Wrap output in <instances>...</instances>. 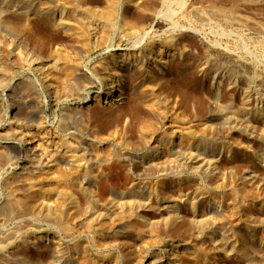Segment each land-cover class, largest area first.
Instances as JSON below:
<instances>
[{
    "label": "bare ground",
    "instance_id": "obj_1",
    "mask_svg": "<svg viewBox=\"0 0 264 264\" xmlns=\"http://www.w3.org/2000/svg\"><path fill=\"white\" fill-rule=\"evenodd\" d=\"M177 1L182 7L186 5L185 0ZM86 4L87 0H0V10L2 7H7L8 10H15L14 12L24 19H46L54 29L72 35L75 39L74 45L80 46V41L84 36L81 32L84 30H82L83 27L82 31L80 30L83 22L80 25L79 21L91 19L90 21L94 23L106 17L98 14L95 6ZM115 5L116 3L111 1V6ZM212 6L215 7L217 13L226 14L225 9ZM227 16L233 17L231 13ZM106 19L107 23L113 21L112 16L109 15ZM108 24L105 25L107 28L110 26ZM130 31L132 32L131 29ZM17 35L16 47H20L25 43V38L22 34ZM85 56L87 53H83V57ZM26 57L23 53L18 55L22 63L28 61V66L36 70L44 82L50 85L52 79H59L58 75L51 74L47 70L50 67L54 70L59 69L58 63L55 62L57 67L54 64L47 67L44 63L42 64L40 57L36 59ZM148 57L146 51L132 57H114L113 55L111 61L107 62L112 69L104 74V88L91 95L92 97L88 95L85 100L87 103L103 102L114 107L122 100L125 101L129 93L134 94L136 100L131 104L129 111L120 113L116 125L112 126L114 134L108 132L103 136V141L114 147L111 152L112 157L108 152H100L97 149L100 147L97 144L98 139L88 134L77 147L64 140L62 142L44 140V134L40 137L42 139L37 140L38 143L33 145L27 135L26 127L39 128L38 124L32 121L28 123L18 118L15 120L17 111L11 110L14 119L10 117L12 120L7 121V125L3 127L4 131L0 133L5 146L3 156L6 160L15 158L14 162L19 165L23 173L28 175L32 183H37L30 185L33 195L30 193L28 200L27 198L26 201L23 200V206L28 211L30 210L29 212L32 211L31 213L42 214L41 211H45L44 216L49 220V224L59 228L60 232L67 237V240L52 237L40 245V247L44 246L43 249L46 248L48 252L47 260H45L47 257L42 259L40 255L36 258H29L23 252L11 254V258L18 264H90L93 261L95 264H146V262L147 264L148 262L150 264H180L181 260H178L177 255L189 246H193L194 238L202 242L197 254L201 257L216 258L219 261L218 264L224 263V256L231 255L238 256L240 264H264V218L260 216L264 213V200L261 199L262 193L259 194L263 181L260 170L264 168L263 76L255 71L246 74L234 69L235 67L218 71L212 60L210 63L209 61L202 62L198 69L204 73L210 83L213 98L209 115L201 120L199 118L187 119L190 123L199 124L197 126L190 123L188 125L186 119L181 120L174 117L171 120L172 123L169 122L171 125L174 123L171 129H175L171 131L172 135H169L171 139H167L161 135L158 125L168 118L166 119V115H163L164 112L154 107L155 104H151L153 116L150 118L135 113L136 106L142 103V99L136 96L137 80L131 76V72L135 69L141 70L144 78H150L155 72L146 68ZM168 58L163 57L161 71L155 74L158 80L168 74ZM79 64L80 61L76 64L67 59L60 65V69L66 66V72L69 71L67 77L75 81L76 78L81 80L85 75V70ZM157 64L156 62L154 68ZM4 67V60L0 57V90L5 92L8 89L7 83L11 74ZM75 81L72 86L80 94L86 95L82 91V81L78 83ZM230 89L235 90V95L221 102L223 90ZM147 96L148 99L154 96L152 98L154 99L157 96L161 97L162 92L153 87L147 92ZM235 102L238 103L239 108L233 107ZM6 116L9 117V114L0 115V119ZM36 118L33 117L32 120L36 121ZM233 132L243 135L246 138L245 141L232 139L230 135ZM70 134L75 136L74 132ZM223 134L228 139L227 143L220 146L211 144L210 141L221 138ZM149 136L153 139L150 144ZM176 137L182 140L177 142ZM234 148L242 151L240 157L236 156L244 163L239 170L234 165L224 164L222 161L224 157L233 156ZM112 158L131 160L137 181L125 188L106 185V195H103L99 186L101 180L99 177L103 172L102 166ZM230 177L229 180L233 179L234 182H238V186H234L233 182L230 183L228 180ZM62 184L77 188L76 190L80 191L83 199H79L75 193L76 190L66 188L63 189L64 192L60 191V194L57 192L60 198L56 202L53 201L50 196L53 186L58 189L63 187ZM44 185L48 187L45 188ZM31 189L30 192H32ZM13 190L8 191L9 201L2 204L0 209L4 216H11V218L15 212L13 196L16 191ZM221 190H225L230 198L238 202L248 201L246 204L251 205L249 210L254 204L260 203V208L255 212L258 215H254L247 226L240 229L237 226H231L226 219L214 220L213 217L218 216L217 206L212 202L202 204V199L209 197L212 192ZM78 218L84 220L85 228L93 232V235L110 237L113 232L137 231L142 234L149 230V235H142V241L163 240L165 247L161 249V253L146 255L143 253L140 256L130 248L125 251H116L115 248L105 249L103 244L93 239L89 245L82 246L79 252L76 250V255H73L71 247L78 243L73 242L74 245L70 246V241L76 239L79 233L73 227L72 221ZM235 235H239L240 240L233 241L232 237ZM41 239L44 240L42 236H37L29 245L38 249L37 244ZM22 242L26 246L27 241L22 239ZM5 248L8 247L0 243V259L6 256L8 249ZM200 255L196 256L200 257Z\"/></svg>",
    "mask_w": 264,
    "mask_h": 264
},
{
    "label": "rangeland",
    "instance_id": "obj_2",
    "mask_svg": "<svg viewBox=\"0 0 264 264\" xmlns=\"http://www.w3.org/2000/svg\"><path fill=\"white\" fill-rule=\"evenodd\" d=\"M111 1H114L116 5L111 6ZM90 4L95 6L102 17L112 16L113 21H111L112 24L110 21L108 24L106 17L103 20H95L94 23L90 21L91 19H81L79 24L81 25L82 22L84 24L82 23L80 30L83 27L82 30L85 31L81 30V33H84V39L82 37L81 41L79 40L82 46H75V39L72 35L54 29L46 19H24L13 9L1 8L0 17L3 19L0 18V57L4 60V69L10 72L11 77L7 83L8 89L5 92L0 90V115L9 114V117L0 119L2 122H0V133L4 131L3 127L7 125V121L12 120L10 117L14 119L11 111L14 109L17 111L15 120L18 118L28 123L32 121L38 124L39 128L26 127L27 135L33 145L37 144V140L42 139L40 137L44 134V140L60 142L64 140L77 147L88 134L102 141L97 140L100 146L97 149L100 152H108L112 157L111 152L114 147L107 145L103 141V136L108 132L114 134L112 126L116 125L120 113L129 111L131 104L136 100L134 94L129 93L126 102L122 100L114 107L106 103L105 106L103 102L87 103L85 100L88 95L91 96L104 88V74L112 69L107 62L111 61L113 55L114 57H132L144 51L148 53L146 68L155 73H152L150 78H144L141 70L135 69L131 72V76L137 80L136 96L142 99V103L136 106L135 113L150 118L153 116L151 104H155L154 107L164 112L163 115H166V119L168 118L161 125L156 123L160 126L161 135L167 139H171L169 135H172L171 131L175 129H171L174 124L171 125V120L174 117L181 120H190L189 118L201 120L209 115L213 98L210 83L204 73L198 69L202 62L209 61L210 63L212 60L218 71L235 67L234 69L246 74L252 71L259 72L264 79V0H185L184 7L179 5L177 0L176 2L174 0H87L86 5L90 6ZM212 5L225 9L226 14L217 13ZM229 13L233 15L232 18L227 16ZM106 23L110 25L108 28L105 26ZM103 25L107 30L103 28ZM102 32L106 35H102L105 34ZM17 34H22L25 38V43L20 47H16ZM26 43L28 45L25 46ZM85 52L87 56L83 57ZM21 53L28 58L40 57L42 64L44 63L47 67L53 64L56 66L58 63L59 69L54 70L50 67L47 70L51 74L58 75L59 79H52L50 85L44 82L36 73L37 71L28 66L27 60L22 63L18 59ZM28 53L31 54L30 57ZM163 57L169 59L168 74L158 80L155 74L161 71ZM67 59L76 64L80 61L79 65L85 70V75L81 80L76 78L75 81L67 77L69 71L66 72V66L60 69V65ZM156 62L158 64L154 68ZM13 80L16 82L13 83ZM74 81L75 83L82 81L84 85H82V91L86 95L76 91L77 89L73 87ZM153 87L160 90L162 96L152 99L153 96L148 99L147 92ZM234 92V89L223 90L221 102L234 96ZM233 107L239 108L238 103L235 102ZM33 117H37V120L33 121ZM189 123L188 121V125ZM190 124L199 125L194 122ZM71 132H74L75 136H71ZM230 137L240 142L246 139L238 132L231 133ZM148 138L150 144L153 139L150 136ZM176 138L177 142L182 140L179 137ZM221 138L210 142L214 146L228 142L224 134ZM241 153L239 148H234L233 156L224 157L222 161L224 164L234 165L239 170L244 165L243 160L239 158ZM4 154V141L0 137V209L2 204L9 201L8 191L14 188L19 189L13 190L16 191L13 196L14 216L12 218L4 216L0 211V243L8 247L5 248L8 251L6 250L5 258L0 259V264H18L11 258L16 252H23L29 258H36L40 255V258L47 257L45 259L47 260L48 252L46 248L43 249L44 246L40 247V245L52 237L64 240H67V237L60 232L59 228L49 224V220L44 216L45 211H41L42 215L39 212L31 213L32 211L25 209L23 203L26 198L28 200L30 193L33 195L30 185H34L35 182L32 183L28 175L23 173L19 165L14 162L15 158L6 160ZM109 162L102 166L103 172L99 177L101 178L99 186L103 195H106V185L125 188L137 181L131 160L112 158ZM260 172L263 175V181L259 194L262 193L261 196H264V168H261ZM229 181L233 182L234 186H238V182L235 181L236 184L233 179ZM62 186V189L60 187L56 189L53 186L54 193L51 189L53 195L50 194V196L53 201L56 202L60 198L57 192L60 194V191L64 192L63 189L66 188H72L74 191L77 189L72 185L69 187V184H66V187L64 184ZM76 191V195L82 200L80 191ZM222 191L212 192L209 197L202 199V204L212 202L217 206L218 216L213 217L214 220L226 219L231 226H237L238 229L246 227L252 217L258 215L255 212L260 208V203L254 204L249 210L251 205L246 204L248 201L238 202L230 198L225 190ZM263 196L262 200H264ZM260 216L264 218V213ZM83 221L80 218L72 221L73 227L79 233L76 239L70 241V246L74 245L73 242L78 243L71 247L73 255H76L82 246L89 245L93 239L103 244L105 249L115 248L116 251H125L130 248L140 256L143 253L144 255L161 253V249L165 247L163 240L148 241L149 243L142 241V235H149V230L142 234L135 231L113 232V236L111 234L110 237L99 236V234L95 236L93 232L87 231ZM36 235L44 238L37 244L38 249L29 245L34 238L36 239ZM232 238L233 241L240 240L239 235ZM22 239L27 241L26 246L23 245ZM192 242H194L193 246H189L177 255L178 260H181L180 264H218L219 261L216 258L208 256H202L204 257L202 258L200 254H197L199 246H202L200 239L194 238ZM180 255L181 258H179ZM93 262L90 264H95ZM223 262V264H240L239 257L236 255L224 256Z\"/></svg>",
    "mask_w": 264,
    "mask_h": 264
}]
</instances>
